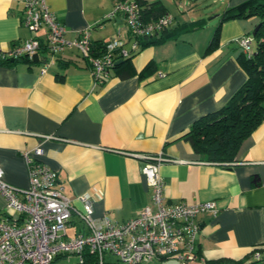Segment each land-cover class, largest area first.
<instances>
[{"label": "crops", "instance_id": "obj_1", "mask_svg": "<svg viewBox=\"0 0 264 264\" xmlns=\"http://www.w3.org/2000/svg\"><path fill=\"white\" fill-rule=\"evenodd\" d=\"M159 1L173 20L166 31L203 19L201 27L139 47L129 59L117 60L101 83L74 47L64 48L44 66L42 47L32 57L0 62V166L3 180L17 188L29 185L22 150L43 148L41 159L56 173V183L73 204L96 188L93 215L124 222L150 202V188L141 171L143 154L162 153L159 165L164 202L188 204L212 200L216 212L196 216L198 259L182 263L159 256L149 264H231L250 260L251 250L264 245V119L239 143L229 165L202 160L182 139L198 117L218 109L246 79L239 63L243 53L236 39L251 34L256 16L222 19L226 8L245 0H224L223 8L197 15L192 0ZM65 37L73 40L90 27V39L119 38L129 47L122 14L107 16L114 0H46ZM21 0H0V47L10 48L31 35L21 20ZM216 32V45L208 44ZM36 35L44 41L43 28ZM252 35V34H251ZM244 54V53H243ZM122 73L126 75L122 76ZM16 220L0 194V217ZM70 218L66 233L83 232ZM73 255V254H72ZM55 264H77L71 255ZM104 264H119L110 253Z\"/></svg>", "mask_w": 264, "mask_h": 264}, {"label": "built area", "instance_id": "obj_2", "mask_svg": "<svg viewBox=\"0 0 264 264\" xmlns=\"http://www.w3.org/2000/svg\"><path fill=\"white\" fill-rule=\"evenodd\" d=\"M21 2V20L31 35L10 48L0 47V62L31 58L43 47L49 56L43 63L47 66L64 48L74 47L98 83L105 80L117 60L138 50L140 38L168 28L173 20L170 13L144 19L137 0H114L107 16L123 15L130 34L129 47L114 37L105 41L101 51L94 52L90 46V27L80 29L73 40H68L64 25L46 0ZM40 28L45 32L44 41L36 35ZM253 40L251 34H242L236 39L247 55L252 52ZM22 155L29 170L27 188L6 183L0 166V194L8 209L19 214L16 220L0 217V264H55L56 256L72 254L77 257V264H104L106 253L114 255L119 264H149L159 256H173L182 263L198 259L196 216L203 211L216 212L217 207L212 200L166 204L159 165L168 158L162 153L141 156L144 161L141 171L150 188V202L121 223L111 221L106 215H93L96 188L79 194L80 206L74 205L73 199L56 183L55 171L41 159L43 148L39 144L22 150ZM72 215L83 223L85 230L68 235L66 229ZM252 257L264 263V250H254Z\"/></svg>", "mask_w": 264, "mask_h": 264}, {"label": "trees", "instance_id": "obj_3", "mask_svg": "<svg viewBox=\"0 0 264 264\" xmlns=\"http://www.w3.org/2000/svg\"><path fill=\"white\" fill-rule=\"evenodd\" d=\"M144 19L156 18L166 14V9L159 1L145 2L137 0ZM256 16L260 25L254 37L255 46L252 44V52L239 56V63L246 72V79L235 90L231 97L218 109L195 119L187 131L181 136L187 141L193 151L202 160L224 162L233 159L241 140L247 136L264 119V0H245L232 8H226L221 18L233 16ZM203 19L198 18L180 26L176 31H166L167 28L157 31L152 35L139 39V47L175 37L181 31L201 27ZM217 37L214 32L209 41L208 48L216 45ZM104 42H93L92 51L99 52L104 47ZM26 58L27 57H23ZM129 59L122 58V62ZM29 60V58H28ZM114 64V67L119 66ZM122 76L126 73H122ZM264 250V245H256L251 250ZM61 255L55 257L58 259ZM252 257V255H251ZM206 264H224L216 261H208ZM231 264H264L259 259L236 262Z\"/></svg>", "mask_w": 264, "mask_h": 264}, {"label": "rangeland", "instance_id": "obj_4", "mask_svg": "<svg viewBox=\"0 0 264 264\" xmlns=\"http://www.w3.org/2000/svg\"><path fill=\"white\" fill-rule=\"evenodd\" d=\"M194 3V7L196 8L194 11L197 15L207 16L211 14V11L216 9L223 8L225 1L224 0H192ZM259 20L256 22L258 23ZM255 41L253 40V47L255 46ZM77 257L75 255H71V260L76 261Z\"/></svg>", "mask_w": 264, "mask_h": 264}, {"label": "water", "instance_id": "obj_5", "mask_svg": "<svg viewBox=\"0 0 264 264\" xmlns=\"http://www.w3.org/2000/svg\"><path fill=\"white\" fill-rule=\"evenodd\" d=\"M259 25H260V22H258V23L254 26V28H253L252 31H251V34H252V35H255L256 30H257V28L259 27ZM37 56H38L37 53H33L31 57H32L33 60H37V58H38ZM118 61H119V60H118Z\"/></svg>", "mask_w": 264, "mask_h": 264}]
</instances>
